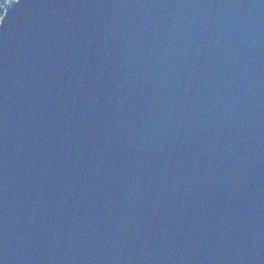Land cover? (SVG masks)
Segmentation results:
<instances>
[{"label": "water", "instance_id": "95a60500", "mask_svg": "<svg viewBox=\"0 0 264 264\" xmlns=\"http://www.w3.org/2000/svg\"><path fill=\"white\" fill-rule=\"evenodd\" d=\"M2 21L0 264H264V0Z\"/></svg>", "mask_w": 264, "mask_h": 264}, {"label": "snow or ice", "instance_id": "6c2138e0", "mask_svg": "<svg viewBox=\"0 0 264 264\" xmlns=\"http://www.w3.org/2000/svg\"><path fill=\"white\" fill-rule=\"evenodd\" d=\"M5 7H6V2H4V0H0V9H4ZM5 18L6 15L4 16L3 21L5 20ZM3 21L0 22V25H2Z\"/></svg>", "mask_w": 264, "mask_h": 264}, {"label": "trees", "instance_id": "16d2710c", "mask_svg": "<svg viewBox=\"0 0 264 264\" xmlns=\"http://www.w3.org/2000/svg\"><path fill=\"white\" fill-rule=\"evenodd\" d=\"M15 0H4V2H6V4H12ZM8 6V5H7Z\"/></svg>", "mask_w": 264, "mask_h": 264}, {"label": "rangeland", "instance_id": "374dc122", "mask_svg": "<svg viewBox=\"0 0 264 264\" xmlns=\"http://www.w3.org/2000/svg\"><path fill=\"white\" fill-rule=\"evenodd\" d=\"M7 5H9V4H6V7H7ZM5 8L4 9H0V13L3 12L5 10Z\"/></svg>", "mask_w": 264, "mask_h": 264}]
</instances>
